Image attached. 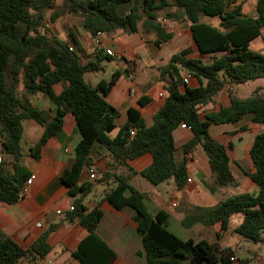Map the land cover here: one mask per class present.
I'll list each match as a JSON object with an SVG mask.
<instances>
[{
  "label": "trees",
  "instance_id": "obj_1",
  "mask_svg": "<svg viewBox=\"0 0 264 264\" xmlns=\"http://www.w3.org/2000/svg\"><path fill=\"white\" fill-rule=\"evenodd\" d=\"M62 3L92 36L118 30L131 34L141 24L152 30L155 42L161 44L173 33L158 19L173 22L184 19L189 23L190 37L200 57H191V47L174 53L159 69L165 81V94L161 107L153 114L152 125L145 127L138 112L129 108L127 121L110 138L108 133L115 128L116 111L104 96L118 73L113 72L108 81H100L94 87L85 82L84 74L100 70L101 66L98 61H82L73 46L43 25L48 12L50 21L59 16L55 0H0V138L4 152L14 160L12 173L0 167V204H12L23 197L21 186L30 176L18 164L22 122L33 119L44 126L42 136L29 151L38 158L41 146L60 131L64 108H68L75 117L79 139L59 176L73 198V209L66 212L65 218L77 221L88 231L71 252L73 259L80 264H109L115 258V253L95 231L102 218L99 202L91 209L82 203L92 185H77L82 168L91 164V147L99 144L113 156V161L96 178L105 186L102 199L117 210L127 208L135 213L136 229L141 234L137 253L144 257L145 264H232L231 248H220L204 239L182 240L166 227L165 211L150 213L144 194L128 183L131 169L126 160L150 153L152 163L140 174L155 186L172 178L174 185L181 188L186 180L185 162L175 158L172 131L183 123L190 127L193 137L181 151L186 153L200 145L207 156L213 183L217 187L238 186L229 168L227 147L231 144L215 140L208 127L234 123L245 115H250L252 123L264 126V86L256 87L245 98L237 97L227 88L230 104L208 113L203 120L199 109L230 85L264 78V40L262 52L249 47L264 29V0H254V16L246 14L244 1L235 0H62ZM203 17L217 18L218 24L205 23ZM182 70L199 85L187 87ZM57 83L63 88L55 95L52 86ZM38 92L55 104L51 117L30 105L29 96ZM139 102L143 104V100ZM248 152L254 166L248 176L256 185V192L236 194L211 207H194L199 216L187 215L182 222L185 226L201 221L204 225L220 223V228L225 229L229 217L240 214L242 220L234 232L254 244L264 242V132L253 137ZM206 186L213 191L211 185ZM52 229L53 226L28 248H22L0 229V264L43 258L50 250L47 238ZM256 264H264V260Z\"/></svg>",
  "mask_w": 264,
  "mask_h": 264
},
{
  "label": "crops",
  "instance_id": "obj_2",
  "mask_svg": "<svg viewBox=\"0 0 264 264\" xmlns=\"http://www.w3.org/2000/svg\"><path fill=\"white\" fill-rule=\"evenodd\" d=\"M56 3L55 0V5ZM245 12L250 16L255 15L252 7L245 9ZM61 21L62 17L59 16L54 21H50V26L43 25L68 45L73 46L82 61H98L101 66L100 70L92 71L95 75H89V72L84 74V80L88 85L94 87L100 81H108L113 72L118 73L115 83L104 96L116 111L115 128L108 133L110 138L114 137L127 121L129 108L138 112L145 127L152 125L153 114L161 107L164 100L160 94H165V81L160 77L159 69L167 64L174 53L191 47L193 48L191 57H200L190 37L189 23L184 19L174 21L173 28L170 29L173 36L161 44L155 42L152 30L145 29L140 24L137 32L131 34L119 30L101 33L97 46L94 43V36L82 26L73 30L70 28L59 30L57 26ZM202 21L211 23L203 19ZM62 32L66 33L65 38L61 36ZM261 35L264 40V29ZM106 50H111L113 55H109L108 58ZM203 58L206 60L207 56ZM130 71L134 73L133 79L128 77ZM186 73L182 70L181 77L183 78ZM86 78H89V82ZM186 85L189 88H195L199 83L191 76ZM237 85L233 84L222 89L214 96L212 102L201 107L199 109L200 119L203 120L208 113L227 107L230 99L226 89H231L236 95ZM260 86L263 85L256 87ZM62 88L60 83L52 86L55 95H58ZM130 88H134L133 95L129 92ZM140 100H143V104H140ZM29 102L33 108L45 113L48 117H51L55 111V104L41 92L29 96ZM64 109L65 115L60 131L41 146L38 158L33 157L29 151L42 136L44 126L33 119L22 122L21 156L18 164L26 168L29 175L35 177L28 192L18 201L12 204H0V229L22 248H28L51 226L53 229L47 238L50 246L49 252L43 258L26 259L20 264H32L33 262L36 264H80L71 257V252L88 235V231L77 221L66 220L65 215L72 205L73 198L68 195L67 187L59 178L60 173L66 167L67 160L73 155L79 134L74 115L68 108ZM208 131L218 142L224 145L231 144L227 147L230 171L233 174V167L244 178L240 182L233 174L238 181L237 187H217L213 183L207 156L200 145H195L186 153L181 151V147L190 141L193 133L190 129L180 125L172 131V138L176 148L175 158L185 162L186 180L183 186L177 188L172 178L157 186L144 178L140 172L152 163L150 153L126 160V164L131 169L127 180L133 188L144 194V202L150 213L155 214L163 210L168 214L166 227L175 236L182 240L189 238L206 240L195 238L192 235L195 231H203V228L208 229L207 232H214V236L218 238L217 244L223 238V233L234 231L241 222L242 215H231L225 229L220 228V223L204 225L201 221H197L185 226L182 222L185 221L187 215L197 214L199 216V211H195L194 207H211L233 195L256 192L257 187L248 176V173L254 171L248 151L253 137L257 133L264 132V126L252 123L250 115H245L234 123L211 124ZM90 160V166L82 168L77 185L86 183L92 185L90 192L82 202L87 209L93 208L94 204L99 202L102 218L95 231L97 236L115 253V258L109 264H145L144 257L137 253L141 248V234L136 229L135 213L127 208L117 210L103 200L105 186L96 181L98 175L105 171L107 164L113 161L112 154L104 146L93 144L90 150ZM13 162V158L4 152L0 138V167L12 173ZM89 170L94 173V179L89 178ZM207 184L211 185L213 191L207 188ZM56 210H60L61 213L58 215ZM37 222L41 223L40 227L36 226ZM237 236L242 239L238 234ZM218 246L227 248V245L221 242ZM262 259L264 260V256Z\"/></svg>",
  "mask_w": 264,
  "mask_h": 264
},
{
  "label": "rangeland",
  "instance_id": "obj_3",
  "mask_svg": "<svg viewBox=\"0 0 264 264\" xmlns=\"http://www.w3.org/2000/svg\"><path fill=\"white\" fill-rule=\"evenodd\" d=\"M56 1H57V3H56L55 10L59 13V16L62 17L61 23L57 26L58 29L59 30H65L66 28H70V30H73V29H76V27L81 26V24L79 23L78 17L74 14L67 12V9L65 8V6L62 3V0H56ZM243 4H244V9H249V7H252L254 9V0H250L249 2L243 3ZM50 14H51V12L47 13L46 18L43 22L44 25H48V26L51 25ZM162 18L163 17H160V19H162ZM202 19L207 21V22H211L210 24L215 25V26L218 24L217 18L211 19V18L203 17ZM163 24L166 26L167 29L170 30L171 28H173L174 22L166 19V22H164ZM170 25H172V26H170ZM262 35L250 43V49L251 50L258 51V52L263 51ZM61 36L63 38H65L66 33L62 32ZM89 75H95V74H94V72H89ZM86 80H87V82H89L88 81L89 78H86ZM257 85H263L264 86V78H258L255 80L247 81V82L242 83V84H238L236 91H235L236 96L239 98H245V97L250 96L252 90H254V88ZM234 141H235V139H234ZM232 172L240 180V182H242L244 180V178L241 175H239V173L236 172L233 167H232ZM182 229L184 231H186L184 228H182ZM202 230L203 231H195L194 234L192 233V235L195 238H205L209 242L216 243V240L218 238H216L214 236L213 231L207 232L208 229L205 230L203 228H202ZM223 235H224L223 238L219 242H221L222 244L227 245V247L231 248V250L233 252L232 255L234 256V259L232 260V264H256L257 262L259 263L261 260H263L262 258L264 256V242L254 244L250 240H248V239H246L240 235L239 236L242 237V239L238 238L237 234L233 230H231L228 233H223ZM263 236H264V233H263ZM243 239H246V240H243Z\"/></svg>",
  "mask_w": 264,
  "mask_h": 264
},
{
  "label": "built area",
  "instance_id": "obj_4",
  "mask_svg": "<svg viewBox=\"0 0 264 264\" xmlns=\"http://www.w3.org/2000/svg\"><path fill=\"white\" fill-rule=\"evenodd\" d=\"M235 1H237V2H239V1L247 2V1H249V0H235ZM158 21H160L161 23H164V22H166V19H165V18H162V19L159 18ZM100 35H101V32H97L96 35L94 36V43H95L96 46L99 44V36H100ZM106 54H108V55H113V53H112L111 50H106ZM128 77H129L130 79H133V78H134V73L131 72V71L128 72ZM190 78H191V75H190L189 73H186V74L183 76L182 80H183V82H184L185 84H187V83H188V80H189ZM129 92H130V94L133 95V94H134V88H130ZM160 95L162 96V94H160ZM180 126L183 127V128H186V129H190L189 126H186V125L183 124V123H181ZM129 132H130V134L132 135V134L134 133V129L131 128V129L129 130ZM34 177H35L34 175H30V176H29V177L23 182V184H22V186H21V190H20V195H21V196H22V195H25V194L28 192L29 187L31 186V184H32V182H33V180H34ZM89 178H90V179H94V173H93L91 170H89ZM189 181H190V180H189ZM72 209H73V207L70 206L68 210H72ZM56 213L59 215V214L61 213V211H60V210H56ZM36 226H37V227H40V226H41V223H40V222H37V223H36ZM230 259L233 260V259H234V256L231 257ZM32 264H36V263L33 262Z\"/></svg>",
  "mask_w": 264,
  "mask_h": 264
}]
</instances>
